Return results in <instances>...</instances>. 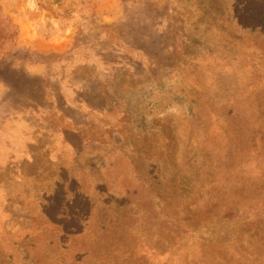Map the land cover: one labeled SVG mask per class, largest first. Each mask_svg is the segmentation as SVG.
<instances>
[{"label":"rangeland","instance_id":"374dc122","mask_svg":"<svg viewBox=\"0 0 264 264\" xmlns=\"http://www.w3.org/2000/svg\"><path fill=\"white\" fill-rule=\"evenodd\" d=\"M0 264H264V0H0Z\"/></svg>","mask_w":264,"mask_h":264}]
</instances>
